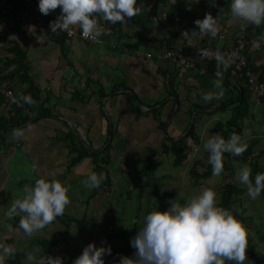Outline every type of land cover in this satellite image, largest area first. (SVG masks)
<instances>
[{
  "label": "crops",
  "instance_id": "0c3cea01",
  "mask_svg": "<svg viewBox=\"0 0 264 264\" xmlns=\"http://www.w3.org/2000/svg\"><path fill=\"white\" fill-rule=\"evenodd\" d=\"M229 5L230 0H215V6L213 0H198V3H191L192 10L188 11L187 0H177L176 4L169 0H137L140 14L118 23L116 32L102 35L100 43H89L78 37L68 39L59 31V36L64 37L63 46H60L58 40L48 36L51 31L49 22L54 19L39 12L38 1L14 0L12 9L28 16L34 23L27 25L0 18V84L7 87L2 78L9 76L7 81L17 98L24 103L23 98L28 97L26 84L18 77L22 75V67L18 71L7 66L8 60L22 57L14 51L17 45L27 54L28 74L40 89V104L49 103V106H46L48 112H44L38 105L33 120L21 128L16 120L17 110L6 103L0 92V124L7 125L6 130L0 132L3 135L0 136V180L13 179L17 186L22 183V180L15 179L19 178L16 173L22 167L10 166L16 160L30 166L25 171L32 172L34 179L26 178V183L42 177L55 178L69 190L92 173L100 175L99 170H106L105 177L110 184L117 176L125 178L136 174L137 177H146L149 174H144V161L154 160L156 165L161 161L160 154L148 153L149 149L154 150V146L156 150L159 147L163 150L165 144L184 139L193 125L200 141L204 140V131L209 130L214 135V125L232 116L235 104L231 106V103L243 96L245 88L250 117L245 119L248 126L243 120L242 142L248 140L247 146L253 143L256 150H264V97L257 101L256 92L250 89L233 64L228 63L225 69L217 61H201L198 57L204 49L241 46L264 83V40L254 43L264 33V24L260 27L248 24L242 29L232 19ZM163 13L170 14L168 24L172 29L164 27L166 22L150 21L151 16ZM205 13H211L218 19L220 30L215 37L192 32H199L194 21L203 19ZM53 14L54 17L59 16L60 9ZM97 19L105 22L99 17ZM176 19H180L179 22ZM38 22H42L49 31H41L36 26L40 24ZM70 29L81 30L78 26ZM186 31L188 35L183 37L182 33ZM122 40L127 42L122 43ZM142 41L146 45L145 53L141 52ZM112 42L117 43V50L110 48L109 43ZM167 51L185 52L197 59L175 62L163 58ZM148 53L153 58L147 59L145 55ZM218 71L222 73L224 95L205 102L202 99L204 93L219 92L213 83L218 79ZM223 107L226 109L220 110ZM14 129H21L22 135L14 137ZM86 145L92 149L88 152L99 155H87ZM186 145L191 146V150L196 146L191 139L186 141ZM105 158L107 168L101 170L105 166ZM205 158L208 155L196 160ZM163 160L164 166L166 160ZM153 174L152 178H156ZM156 181L158 188L161 180ZM138 188L136 198H140V206L135 199V202L130 199L136 208L135 214L145 210L147 201L152 200L154 193L157 194V190L150 193L147 190L150 187L146 188L147 196L144 197L147 199L144 200L140 184ZM3 190L9 192L3 193ZM12 190L17 191L0 186V202L5 200L1 205L6 206L22 197L10 195ZM110 191L103 195L108 198ZM139 191L141 195H138ZM162 192L160 190V194ZM98 194L97 198H100V192L93 197ZM6 201L10 203L5 204ZM3 214L0 210V218Z\"/></svg>",
  "mask_w": 264,
  "mask_h": 264
},
{
  "label": "clouds",
  "instance_id": "9594fccd",
  "mask_svg": "<svg viewBox=\"0 0 264 264\" xmlns=\"http://www.w3.org/2000/svg\"><path fill=\"white\" fill-rule=\"evenodd\" d=\"M33 1H38V10L42 15L54 19L49 22L52 33L67 31L71 34L70 28L78 26L83 37L92 41H98L101 35L110 34L99 25L97 17L116 24L125 22L126 18L130 20L141 12L137 0H21ZM169 2L176 4L177 0ZM187 2V10L191 11V3H198V0ZM229 7L232 19L239 23L242 29L248 24L256 27L264 24V0H230ZM57 9H60V15L54 17L53 12ZM20 23L33 25L34 21L22 15ZM38 23L40 24L36 26L41 31H49L42 22ZM194 24L199 32L192 31L193 34L215 37L220 30L217 17L214 18L211 13H205V17L195 20ZM187 35V31L182 33L183 37ZM260 40H264V33L254 43ZM204 50L201 54L207 56L208 53ZM214 56L218 64H223L226 69L228 61L225 57L219 51L214 53ZM216 76L218 79L213 83L219 92L204 93L202 99L205 102L220 99L224 95L222 73L218 71ZM23 99L27 103L35 104L30 97ZM20 135L21 129L13 130L14 137ZM203 149L209 153L208 163L212 167V174L219 176L223 172L224 153L242 155L247 150V144L242 142L241 136L235 132L228 139L214 134L204 141ZM237 178L247 187L248 195L253 200L264 191V173H257L253 183L251 169L245 166L238 171ZM102 180V174L92 173L82 183L91 189L99 187ZM23 192L21 198L11 202L7 215L9 218L20 215L19 228L28 237H32L62 216L70 204L69 187L55 178H39L34 186L26 185ZM170 204L166 211H152L146 215L143 227L130 241L131 247L136 250L134 257L121 256L118 264H225L226 261L244 264L247 259L248 230L230 210L217 206L214 190L205 188L184 205L176 200ZM8 227L11 228L10 225ZM111 254L110 246L98 248L94 243H90L72 264H105L103 257ZM13 255V246L0 245V264H5V258ZM26 255L31 264L35 260V254L30 252ZM40 264H64V260L62 257L46 256L41 259Z\"/></svg>",
  "mask_w": 264,
  "mask_h": 264
},
{
  "label": "rangeland",
  "instance_id": "374dc122",
  "mask_svg": "<svg viewBox=\"0 0 264 264\" xmlns=\"http://www.w3.org/2000/svg\"><path fill=\"white\" fill-rule=\"evenodd\" d=\"M19 1L21 2V0ZM164 27L172 29V25L168 23H165ZM125 41L126 40H122L121 42L123 43ZM140 46L141 52L145 53L146 45L143 41ZM13 67H15V70L19 71V66ZM44 105L46 108V106H49V103H45ZM38 110H40V107H38ZM245 122L246 126H248V122L246 120ZM248 131H250V129H248ZM211 134L212 133H210L209 130L208 132L204 131V135L202 136V140L203 137L204 140L199 141V144L195 146L196 149L194 148V150H190L189 157L181 166L182 168L174 166L175 156H173V154L162 155L163 153L161 147H159L160 149L156 150L153 146L154 150L149 149L148 153H157V155L160 154L159 157L162 162L158 161V164L156 165V163H154V160H145L144 174L147 173L149 175H146V177L143 176V178H141V176L137 177L136 174L127 175L125 178L117 176V179L113 180L110 185H105L104 187L98 188L100 189V193H102L100 198H97L100 194H98L96 197L92 196V193L95 188L89 189L85 187V185L82 183L83 179L79 180L80 183L78 182L79 184L73 185V187L70 188L68 192L70 204L65 208L64 214L62 216H59L60 218H63V220H58L57 217L53 223L46 226L44 229L36 232L32 237H28L22 229L13 228L14 226L13 224H11L14 223L13 218H16L17 216L20 217V215H14L13 218H9L7 213L10 209L11 204L3 206L1 204L4 203L5 200H2L0 202V210H3L4 214L0 218V245H3L5 247L13 246L14 248V255L6 257L5 263L10 264V259H12L20 251H24L26 248L32 246V242L36 239H61L62 242L60 241V243L57 244V246L52 250V257H62L64 260V264H72L73 260L76 259L79 255H81L83 249L90 243H94L98 248H107L110 246L112 252L116 250L120 251L121 249L126 248L128 243L130 242L129 235L131 234L130 232L133 231L135 223L137 224L135 233L143 227L145 223L144 215H147L148 211H166L168 210V208H170V202H172L173 200H176V202H179L181 205H183V203H181L183 199L186 200L183 201L184 203H186L191 197H193L194 195H198L205 188H211L212 190L217 192L216 203L218 206L220 201V195L218 190L223 188L224 184L227 183L225 181V177H223L222 174H220L219 176L213 175L212 178L208 180L195 182V180L190 175V171L194 167L196 158H203L208 155V153H206V151H204L203 149V142L207 140L211 136ZM246 134L247 129L245 130V135ZM243 142L247 143L248 140H243ZM122 144L124 148V141L122 142ZM258 147H260V145ZM85 149L87 151H92V149L89 148L87 145ZM205 153L207 155H205ZM125 156H127V154ZM163 159L166 160V165L164 166L162 164L164 161ZM259 162L261 166L264 165V156L259 159ZM11 165L12 167L16 165V168L17 166L22 167L16 173V176H18L19 178H15L22 180V183L17 186L14 185L15 181L13 179L12 181L8 180L6 182H2V180H0V186L3 189L11 190L13 188L17 190L15 192L12 190L10 195L16 197L20 195L23 196L24 187L26 185L34 186L35 184L34 181H29V183H26V178L34 179V176L32 172L27 173L25 171V168L30 167L26 162L22 163L21 160H16L12 161L10 163V166ZM233 165L236 172V176L241 168L245 166L249 167L248 164L238 162L233 163ZM102 167L104 168V166ZM95 168L96 167H94V171ZM99 171L98 173H101L102 175L104 174L105 177L106 171ZM152 174L155 175L156 179L161 180L159 187L157 188V194L154 193L153 198H151L152 200L147 201V206H144L145 210H140L135 214L134 209L136 208L134 204L130 202V199L133 201L135 199L136 202H134L138 206H140V198H138V200L136 198L137 188L139 184L140 187L141 185H144L146 187L147 180L148 178L152 177ZM0 177H2V175H0ZM20 177H22V179ZM138 178L142 180L140 181L138 180ZM231 182H234V180H231ZM237 182L238 186L244 190V195L241 199H243L242 204L244 208H247L244 220V226L248 230L247 243L250 247L253 246L252 248L254 249V251H264V200H262L263 197L259 196L257 199L253 200L248 195L247 187L241 184L238 178ZM161 184H163L164 187H162ZM160 190H163L161 194ZM108 191H110L111 195H109V197L107 198V195L104 196L103 194ZM146 191L147 190L143 192L144 200L147 199L144 197L147 196ZM8 192V190H3V193ZM95 194H97V191ZM138 195H141V191L138 192ZM102 196L104 197L103 200ZM6 198L8 200V195H6ZM97 200H99V202H97ZM6 203L10 202L6 201L5 204ZM19 217H17V219L20 220ZM69 217H76V220H84V225L82 229L78 228L75 223L71 224L68 229L67 224L64 221H66ZM9 225L11 226V228L8 227ZM119 233H124V236L119 239L110 238ZM248 248L249 247L247 246V259L245 260L244 264H255L253 259L249 258ZM135 251L136 250L133 248L131 251V258L134 257ZM30 252L35 254V260L32 261L31 264H40L41 259H38V255L41 252L40 248L33 247L31 251H29V253ZM106 257L107 255L103 257L104 261H106ZM119 259L120 257L115 259L111 258L107 262H105V264H118ZM18 264H29V262L26 259L22 262H19ZM225 264H234V262L226 261Z\"/></svg>",
  "mask_w": 264,
  "mask_h": 264
},
{
  "label": "trees",
  "instance_id": "16d2710c",
  "mask_svg": "<svg viewBox=\"0 0 264 264\" xmlns=\"http://www.w3.org/2000/svg\"><path fill=\"white\" fill-rule=\"evenodd\" d=\"M13 1L14 0H8L9 4H7L5 6V11H7L6 16H0V18H5V19H9L12 21H17L20 23V19L22 17L21 13H17L15 11V9H12V5H13ZM9 5V6H8ZM163 14H167L170 17V14L168 13H163ZM162 15V14H160ZM156 16V15H155ZM150 21H152L153 23H159L158 22H154L153 21V16H151ZM162 22H166V21H162ZM119 23V22H118ZM168 23V22H166ZM81 31V30H80ZM48 36L49 38H53L54 40H58V43L60 46H63V39L64 37L59 36V33H52L51 31L48 32ZM52 39V40H53ZM14 51H16L17 53H19L22 57L21 59H16L13 61L8 60L9 63H7L8 67H12V66H21L22 67V75L18 76L20 79V81L22 83L26 84V96L30 97L32 100L35 101V104H30L25 102L23 103V107L19 109H16L15 107H12L14 109L17 110V122L19 123V127H24L26 124L30 123L35 114L37 109H35L38 105H41V108H43V110H45L44 112H48V108H45V103L44 104H40L39 101V94H40V89L37 87V85L34 83L33 80L30 79L29 77V66H27V54L22 50V48L18 47L17 45L14 46ZM212 65H215L217 63H211ZM7 67V68H8ZM244 78V77H243ZM3 83H6L8 86L3 87L2 84H0V89H12L14 92V88H12V85L10 82H8L7 80H9V76L8 77H3L2 78ZM246 81V80H245ZM247 83V81H246ZM246 88L243 89V96L237 100V101H232L231 106L234 105L233 107V113L232 116L230 118H228L227 120L223 121H218L214 127H213V133L214 134H219L221 136H223L225 139H228L231 134L233 132H235L236 134L240 135L241 138L243 136V131H244V122L243 120L247 119L250 117V105L249 102L246 98ZM3 99V98H2ZM5 100V99H4ZM3 100V101H4ZM6 101V100H5ZM226 107H223L220 110H225ZM27 110V112H26ZM38 112V111H37ZM38 115V114H37ZM7 125L4 124H0V132H3L4 130H6ZM3 137V135H0ZM191 139L193 141V145H198L199 144V137L198 134L196 132V127L195 125H193L190 129H188V134L187 136L182 139L179 140L178 142H172L169 144H165L164 149L162 150V152L164 154H173L175 156V163L174 166L178 167L181 166L182 164H184V162L187 160V158L189 157V153L191 150V146L186 145V140ZM87 155H91L94 157H97L99 154H92L88 151L85 152ZM209 155V153H208ZM262 156H264V150L262 151H258L255 148V144L250 143L247 146V150L239 156H235L232 155L230 153H224L223 156V172L221 173L223 177H225V181L227 182L226 184H224V187L221 188L220 190H218L219 195H220V201L218 206L219 207H223L225 209L230 210L233 215L240 220L243 224H244V220H245V212L247 211V208H244L242 201L243 199H241L244 195V190L238 186V182H237V176H236V172L234 169V162H240V163H244V164H248L250 169H251V179L254 183L255 181V176L257 173H264V165H260L259 159L262 158ZM103 162H100V164H105L104 168H107V163H105L107 161V158H105ZM76 164V163H73ZM95 164V163H94ZM98 163H96L97 165ZM100 164H98L97 166H101ZM103 167H101V170L104 169ZM106 171V170H104ZM190 175L191 177L195 180V182H199L202 180H208L210 178H212L213 174H212V167L211 165L208 163V158H205V160H196L194 167L191 169L190 171ZM231 180H234V182H231ZM160 184V181H159ZM105 185H110L108 178H104L102 180V182L100 183L99 187H104ZM99 187L96 188V190L92 193V196L96 195V191L97 193H99L100 189H98ZM211 189V188H210ZM217 193V192H215ZM94 194V195H93ZM260 196H262V200H264V191L261 192ZM183 201H186L183 199ZM183 201H181V203H183V205L185 204ZM152 211H148L147 214H149ZM19 217V216H17ZM13 218L14 219V223L13 224V228H18L19 227V219ZM146 217V216H145ZM20 218V217H19ZM76 217H69L67 218L66 224L67 227L69 229L71 224H76V226L80 229H82L83 225H84V220H79V219H75ZM63 218L58 217V220ZM9 221V220H8ZM10 222V221H9ZM136 223L134 225L133 231H131L129 235L130 237V241L131 239L135 236V231H136ZM124 233H119L117 235H114L113 237L110 238H115V239H119L122 238V236ZM109 240V239H108ZM60 241L62 242L61 239H54V240H50V239H36L32 242V246L26 248L24 251H20L18 254H16L12 259H10L11 264H18L19 262H22L24 260L27 259V253H29V251H31V249L34 247L36 248H40V254L38 255V259H43L46 256H52L53 252L52 250L57 246V244L60 243ZM248 248V254H249V258L253 259L255 264H264V251H254V249L252 247L249 246V244L247 243ZM132 247L130 242L128 243L126 248L121 249L120 251L116 250L113 251L111 255H107V257L105 258V262H107L109 259L111 258H119L121 256H125L127 255V257L131 258V251H132ZM6 264V263H5Z\"/></svg>",
  "mask_w": 264,
  "mask_h": 264
},
{
  "label": "built area",
  "instance_id": "2783aa9c",
  "mask_svg": "<svg viewBox=\"0 0 264 264\" xmlns=\"http://www.w3.org/2000/svg\"><path fill=\"white\" fill-rule=\"evenodd\" d=\"M9 4L8 0H0V16H6L7 11H5V6ZM154 22H170L171 18L167 14L157 15L153 17ZM178 21V20H177ZM99 25L108 31L110 34H113L116 32V27L118 26V23L112 24L109 22H99ZM71 34L67 31H60L61 33L65 34L68 39H74V38H80L86 42L89 43H100L101 42V36L98 38V41H92L90 39H86L82 35V30L77 31L75 29L69 30ZM110 47L112 50H117V43L112 42L110 43ZM128 52V50H125ZM208 53L207 56L202 55L201 52L198 55L199 59L201 61H216L214 53L219 51L225 59L228 61V63L233 64L238 70L240 71L242 77L247 81L248 86L251 90L256 92L257 95V101L259 102L261 98L264 97V83L260 80L259 72L254 68L253 65H251L248 56L245 54V52L242 50V47H236V48H212V49H206L204 50ZM138 56H140V53H137ZM147 59L153 58V55L148 53L145 55ZM164 59H170L175 62L179 61H190L193 62L197 58H194L192 55L185 53V52H178V51H167L163 55ZM0 92L3 94L6 102L9 105H12L18 109L23 107V103L17 98L15 95V92L12 89H0Z\"/></svg>",
  "mask_w": 264,
  "mask_h": 264
},
{
  "label": "water",
  "instance_id": "95a60500",
  "mask_svg": "<svg viewBox=\"0 0 264 264\" xmlns=\"http://www.w3.org/2000/svg\"><path fill=\"white\" fill-rule=\"evenodd\" d=\"M152 183L153 184L156 183V178H152V177L148 178L146 186L147 187H150L152 185ZM153 191H154V186L152 185V192Z\"/></svg>",
  "mask_w": 264,
  "mask_h": 264
},
{
  "label": "flooded vegetation",
  "instance_id": "af4514ba",
  "mask_svg": "<svg viewBox=\"0 0 264 264\" xmlns=\"http://www.w3.org/2000/svg\"><path fill=\"white\" fill-rule=\"evenodd\" d=\"M152 185L154 186V192H155V191L157 190V181H156L155 184L152 183ZM152 185L150 186V188H149V187H145L144 185H141L142 191L145 192L144 190H145L146 188H149V189H147V190H148L149 192H152Z\"/></svg>",
  "mask_w": 264,
  "mask_h": 264
}]
</instances>
